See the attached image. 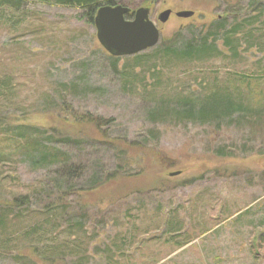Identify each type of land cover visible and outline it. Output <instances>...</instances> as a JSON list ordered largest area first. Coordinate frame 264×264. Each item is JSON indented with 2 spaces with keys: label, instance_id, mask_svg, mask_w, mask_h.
Here are the masks:
<instances>
[{
  "label": "rangeland",
  "instance_id": "374dc122",
  "mask_svg": "<svg viewBox=\"0 0 264 264\" xmlns=\"http://www.w3.org/2000/svg\"><path fill=\"white\" fill-rule=\"evenodd\" d=\"M114 3L159 42L114 58L98 8L0 6V264H264V0ZM201 33L195 58L164 49ZM216 95L244 107L181 118Z\"/></svg>",
  "mask_w": 264,
  "mask_h": 264
},
{
  "label": "trees",
  "instance_id": "16d2710c",
  "mask_svg": "<svg viewBox=\"0 0 264 264\" xmlns=\"http://www.w3.org/2000/svg\"><path fill=\"white\" fill-rule=\"evenodd\" d=\"M55 3L61 4V5H71V6H77L81 8H85L89 11H92L95 8H99L104 3L107 5H116L114 3V0H54ZM23 0H0V6H11V7H20L22 5ZM98 10V9H97ZM226 22L224 20L222 23ZM222 23H218L217 27H223L225 24L222 25ZM234 25L233 29L238 28ZM235 29L233 31H235ZM200 41L196 42L195 38L187 37L182 38L179 37L176 41H172L167 45L164 49H166L167 52L173 53L177 57L185 56V57H192L195 58L196 55L201 53H206L209 48V40L207 35L203 36L201 33V38H199ZM226 43H231L230 37H227ZM164 49H159L156 52L163 51ZM141 56V55H140ZM148 56V55H147ZM118 58V57H114ZM229 96V95H228ZM227 95L223 96H211L210 98L200 100H176L178 105H181L182 107H179L178 110L181 114V118L184 119H200L202 122H206L209 119H218L224 115H229L232 111L240 110V108L244 107L243 102H235L234 99L229 98ZM177 105V106H178ZM178 112V114H179ZM157 116H160L162 112L154 111L152 112ZM225 113V114H224ZM75 119L77 120H86V122H91V113L86 114L85 117H82V115H79V113L75 114ZM96 123H99L97 121ZM59 154L58 151H55L52 153L53 156H57ZM77 168V171L74 170L73 167L63 166V170L61 173V176L64 178H69L70 175H73L75 172L78 173L79 178L85 176V172L87 168L83 169L81 166L75 165ZM71 187L77 188V185H70ZM87 186L91 188V177L88 180ZM74 190V189H73ZM17 200H21L20 198Z\"/></svg>",
  "mask_w": 264,
  "mask_h": 264
},
{
  "label": "water",
  "instance_id": "95a60500",
  "mask_svg": "<svg viewBox=\"0 0 264 264\" xmlns=\"http://www.w3.org/2000/svg\"><path fill=\"white\" fill-rule=\"evenodd\" d=\"M149 7H138L131 10L123 4L102 5L95 16L97 38L101 45L114 56L136 55L151 47L160 40V29L149 17ZM173 10L165 9L158 15L160 22L165 23ZM134 13L133 19L126 15ZM179 17L188 18L194 14L192 10L177 11ZM174 172L172 175H177Z\"/></svg>",
  "mask_w": 264,
  "mask_h": 264
},
{
  "label": "flooded vegetation",
  "instance_id": "af4514ba",
  "mask_svg": "<svg viewBox=\"0 0 264 264\" xmlns=\"http://www.w3.org/2000/svg\"><path fill=\"white\" fill-rule=\"evenodd\" d=\"M128 15H130V17H128ZM126 18H127V19H131V18H132L131 14H127V15H126Z\"/></svg>",
  "mask_w": 264,
  "mask_h": 264
}]
</instances>
